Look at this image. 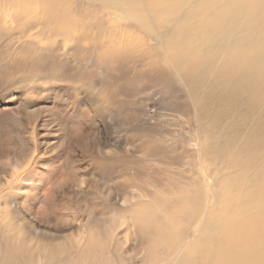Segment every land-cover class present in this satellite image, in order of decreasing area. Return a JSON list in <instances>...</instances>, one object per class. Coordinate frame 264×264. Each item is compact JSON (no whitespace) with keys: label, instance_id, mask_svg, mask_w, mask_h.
<instances>
[{"label":"bare ground","instance_id":"bare-ground-1","mask_svg":"<svg viewBox=\"0 0 264 264\" xmlns=\"http://www.w3.org/2000/svg\"><path fill=\"white\" fill-rule=\"evenodd\" d=\"M200 1L0 0V83L25 88L17 91L24 102L13 108L15 114H23L25 105L39 112L25 96L30 91H48L54 99L69 88L84 94L86 85L98 92L106 58L123 68L172 73L181 97L186 89H205L182 151L157 145L168 143V133L137 130L139 146L132 148L144 152L142 159H122L137 167L128 198L110 194L88 201L93 184L85 182V167L77 170L80 185L62 181L54 199L46 196V184L29 186L31 179H21L26 160L11 163L12 173L2 169L7 180H0V264H264V29L247 23H262L264 6L259 9L260 0H219L209 8ZM247 4L255 14L246 11ZM108 14H117L120 22L110 23ZM57 55L60 61L70 56L66 60L78 68L65 85L60 68H42V61ZM90 70L99 73L86 82ZM51 82L63 90L48 87ZM153 88L147 97L155 95ZM206 101L216 104V113L206 110ZM97 107L93 117L102 112ZM226 112L228 121L222 120ZM217 122L225 138H217ZM17 148L7 149L17 153ZM90 153L101 163H121L98 143ZM26 187L34 188L31 200L47 214L44 226L18 208ZM7 203L18 210L13 216L1 206Z\"/></svg>","mask_w":264,"mask_h":264},{"label":"rangeland","instance_id":"rangeland-1","mask_svg":"<svg viewBox=\"0 0 264 264\" xmlns=\"http://www.w3.org/2000/svg\"><path fill=\"white\" fill-rule=\"evenodd\" d=\"M204 1L210 8V5L213 6L215 4L214 2H218L219 0ZM230 1L231 0H220L218 4H226ZM199 3L201 5L203 1L201 0ZM232 3H236V0ZM263 6V1L260 0L259 9H262ZM245 9L247 12L255 14L256 8L254 6L247 4L245 5ZM107 19L110 23L116 24L120 22L117 14H108ZM247 23L252 26V30L264 29V21L262 23L260 21L257 26L252 24V20H247ZM69 57L66 56V59H69ZM66 59L60 61L57 55L52 58L48 57L46 61H42L43 65L41 63L44 69H49V67L60 68L63 85L68 84L70 78L76 73V70H78L77 67L73 66L70 61ZM114 61H110L106 58V60L102 62L100 68L102 67L104 69L102 70L101 68L100 71L103 72V76L101 75L103 86L98 89V92L90 85L83 86L82 91L84 94L81 93L80 95L76 94L75 88H73V90H70V88L66 89L64 93L65 96L61 99L59 97L54 99L50 96L48 91L39 92L38 95L32 94L31 91L27 92L25 96L31 98L30 100L41 110L37 113H30L27 109L28 106L25 105V112L23 114H15L13 108L24 102V100L19 99L17 91H22L25 88H22V83L17 85V89L12 88V86L10 87V85L4 86L5 83H0V180H7L6 177L4 178V176L2 177L1 175L2 169L6 168L7 174L12 173L14 171L12 169L13 164L11 163L17 161L18 158V162L26 160L24 167L19 171L22 173L21 179H31L29 180V186L39 181L46 184V188H48L46 196L50 199H54L55 187L62 181H68L69 183H67L69 186L78 187L80 185L78 176L80 171L77 172V170L85 167L86 170L83 171V173H85V182L87 185L93 184V191L85 197L88 201L92 199L103 200L107 196H110V194H115L120 199L128 198L130 185L134 178V176L131 175L134 170H132V168L136 166L132 163L127 164L123 162L122 159L125 157L132 158V160L136 157L142 159V154L144 152L135 151L132 148L141 135V132L138 133L137 130L143 129V131H148L150 135L156 132H162L163 134L168 133V138L172 136L168 143L162 140L158 141L157 145L160 147H168L169 151L177 152L178 149V151H182L184 147H186L187 143H189L187 137L189 135L188 132L194 129L196 125L197 119L194 110H197L199 113V102H201L200 99L203 100L204 98L202 91H205V89L202 88L203 86L196 91L186 89L184 97H181V88L178 86L179 79L172 73L166 72L164 69L162 72L157 71V73H151L146 70V68H136L132 66L130 68H123L119 66L118 62ZM91 62L92 60L89 59L86 63L87 66H90ZM156 66H158L157 70H160L161 63ZM98 73V70L86 72L85 81H93ZM62 84H54L51 82L47 86H55L63 90L61 87ZM183 85L186 88L184 83ZM153 87L156 89V96L151 94V97H147L148 90L150 92ZM53 89L55 88H52V90ZM160 91L165 92L162 98H159L161 96L159 95ZM212 102L213 101H206L204 107L208 112L214 114L217 111V107L216 104ZM97 105L100 106L103 112L96 114L99 118L96 116L93 117L96 110H98ZM64 108L67 109L68 114L64 112ZM22 115L23 117L21 118ZM199 117L201 116L199 115ZM142 119H146L147 122L143 124L141 121ZM202 119L204 122H207L205 118ZM222 120H229L227 112ZM97 121H101V124ZM139 123L140 126H138ZM218 125L219 122L216 123V130L218 132L217 138H225L221 135V131L218 130ZM97 143L100 147L102 146L103 152L109 153L117 162L121 161V163L118 162L108 165L110 162L106 163L102 161L101 163L92 158L90 152L92 147L96 149ZM9 144H16L18 146L19 149L17 148V153L16 151L12 153L7 149ZM136 145L139 146L138 143ZM115 146H119L120 148H116ZM22 147L23 149H21ZM125 147L130 149L127 154L126 151H123ZM23 150H25V152ZM10 154L13 157H11ZM183 155L184 153H182V156ZM134 160L132 162H134ZM160 160L163 161V159ZM182 161L187 163L189 159L186 158ZM126 166L127 168H125ZM25 184L27 185L26 182ZM22 186L25 187L23 184ZM26 188L28 192L17 198L18 208L20 207L24 209L23 211L26 213L33 215L35 219L38 220V224L41 226L43 223L42 226H44L47 214L40 210V205L38 206V203L31 200L32 194L35 192L33 191L34 188ZM12 195H14V191ZM41 196L45 198L43 194ZM1 206L8 210H11L12 207L8 205V203L7 205ZM12 209L14 212L17 210V208ZM13 211L11 210L12 213L9 211L10 216H13ZM59 212L61 213V211H58L57 214L53 212V215L58 216L60 215Z\"/></svg>","mask_w":264,"mask_h":264}]
</instances>
